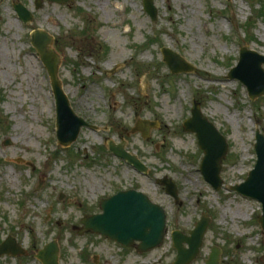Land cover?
I'll return each mask as SVG.
<instances>
[{"label":"rangeland","instance_id":"1","mask_svg":"<svg viewBox=\"0 0 264 264\" xmlns=\"http://www.w3.org/2000/svg\"><path fill=\"white\" fill-rule=\"evenodd\" d=\"M152 1L155 20L144 0H0V244L11 236L25 250L1 255L0 264H41L36 255L51 241L58 264H173L170 232L188 235L204 215L203 243L188 264H205L214 246L220 264H264L261 205L230 190L255 165L264 94L252 100L245 85L228 78L241 49L264 56V0ZM16 3L30 11L29 22L18 18ZM37 29L53 36L72 109L95 126H82L67 146L57 142L49 78L31 44ZM162 47L195 69L171 73ZM193 101L228 143L218 190L199 170L204 153L195 135L183 129ZM138 120L157 123L147 138L131 132ZM110 141L148 174L111 153ZM163 177L173 179L177 201L155 182ZM128 189L166 213L163 243L146 252L80 223L101 212V199Z\"/></svg>","mask_w":264,"mask_h":264},{"label":"water","instance_id":"2","mask_svg":"<svg viewBox=\"0 0 264 264\" xmlns=\"http://www.w3.org/2000/svg\"><path fill=\"white\" fill-rule=\"evenodd\" d=\"M49 1L65 3L69 0ZM13 7L23 23L32 19L30 11L21 3H16ZM143 8L151 19L155 20L156 8L153 1L144 0ZM52 41L53 36L43 30L37 29L31 33V44L40 56L50 78L55 100L56 137L60 145L67 146L76 139L82 126L92 127V125L75 113L61 87L57 76L60 60L57 52L50 46ZM161 54L171 73H188L195 69L194 65L168 47H162ZM263 63L264 56L254 51L241 49L239 61L228 73V78L239 80L246 86L249 96L254 99L264 94V69L261 66ZM191 114L192 116L184 121L183 129L195 134L197 144L204 153L200 171L214 189H219L222 185L221 162L227 153L228 143L215 124L202 114L199 103L193 101ZM155 126L157 123L138 120L131 132L139 131L142 137L147 138L149 129ZM255 139L254 148L257 159L253 169L249 171L243 183L230 188L242 195L255 198L261 203L262 215L258 217V222L264 230V134L260 133L258 129ZM108 147L114 155L125 160L137 171L147 172V167L135 155L127 152L122 144L115 145L110 141ZM158 183L164 184L166 193L177 200V187L173 179L163 177L158 180ZM100 209V213L80 219L84 229L108 237L123 246L135 245L140 252L149 251L163 243L166 235L165 210L141 191L134 189L118 191L112 196L102 199ZM208 221L209 219L204 215L195 224L194 229L189 231V235L178 230L172 232L173 245L177 250L174 264H188L199 254ZM58 252L59 247L56 241H51L38 252L36 257L42 264H58ZM220 253L221 249L212 247L205 264H220ZM4 254L16 256L25 254V250L16 243L13 237L8 236L0 244V256Z\"/></svg>","mask_w":264,"mask_h":264},{"label":"bare ground","instance_id":"3","mask_svg":"<svg viewBox=\"0 0 264 264\" xmlns=\"http://www.w3.org/2000/svg\"><path fill=\"white\" fill-rule=\"evenodd\" d=\"M58 221H59V219H58Z\"/></svg>","mask_w":264,"mask_h":264}]
</instances>
